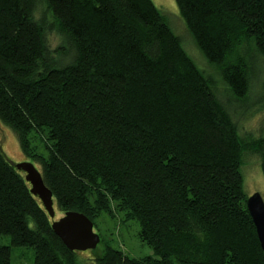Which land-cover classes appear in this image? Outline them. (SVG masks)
Returning <instances> with one entry per match:
<instances>
[{
    "label": "trees",
    "instance_id": "trees-1",
    "mask_svg": "<svg viewBox=\"0 0 264 264\" xmlns=\"http://www.w3.org/2000/svg\"><path fill=\"white\" fill-rule=\"evenodd\" d=\"M39 1L0 0V120L39 163L63 214L96 225L122 213L154 256L108 243L89 255L69 250L0 145V236L11 237L0 264H13V247L33 248L34 264H264L243 170L254 154L264 175V135L243 136L217 91L222 81L234 99L248 95L241 49L254 45L264 60V0H176L218 79L153 0H44L75 54L58 66L35 18Z\"/></svg>",
    "mask_w": 264,
    "mask_h": 264
},
{
    "label": "rangeland",
    "instance_id": "rangeland-1",
    "mask_svg": "<svg viewBox=\"0 0 264 264\" xmlns=\"http://www.w3.org/2000/svg\"><path fill=\"white\" fill-rule=\"evenodd\" d=\"M156 6L165 14L175 34H177L184 44L187 53L195 60L202 70L215 79L220 76L218 68L211 65L204 58L197 47V44L189 32L183 18L179 13L176 0H153ZM35 18L42 22L46 28V39L48 44L49 56L58 66L68 65L73 61L74 52L59 32L56 20L48 10L46 2H38ZM241 53L247 58L250 70V91L244 100L234 99L226 90L224 83L217 81L218 94L221 100L226 104L243 136L252 135L259 137L264 135V60L256 52L254 45L246 43ZM44 139L36 138L33 144L41 154H46ZM0 145L14 164L23 162H32L38 169H41L39 163L27 157L21 148L18 135L0 120ZM245 176V187L250 196L255 192L262 194L264 198V175L261 168L260 157L254 154H248L245 157L243 167ZM56 217L59 219L64 214L56 207ZM122 213H116L114 217L110 214L102 213L96 219L95 232L101 236V243L96 248V252H102L105 244H110L114 248L122 250L132 258H143L154 256V250L141 241L139 237L140 225L136 220L125 221ZM0 244L11 245V237L0 236ZM86 255L92 254V250L84 251ZM13 264H34L35 250L30 247H13Z\"/></svg>",
    "mask_w": 264,
    "mask_h": 264
},
{
    "label": "water",
    "instance_id": "water-1",
    "mask_svg": "<svg viewBox=\"0 0 264 264\" xmlns=\"http://www.w3.org/2000/svg\"><path fill=\"white\" fill-rule=\"evenodd\" d=\"M16 168L25 173L26 180L31 184V192L39 197L50 217L52 228L71 251L95 250L101 243V236L95 232L94 223L83 213L68 211L59 219L56 217L55 201L52 191L46 186L41 171L32 162L15 164ZM247 206L257 235L264 252V198L261 193L250 195Z\"/></svg>",
    "mask_w": 264,
    "mask_h": 264
}]
</instances>
